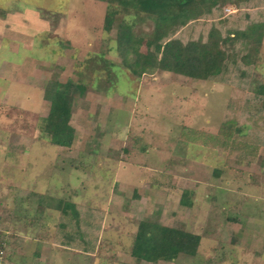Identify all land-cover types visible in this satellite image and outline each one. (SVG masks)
<instances>
[{
  "label": "rangeland",
  "instance_id": "374dc122",
  "mask_svg": "<svg viewBox=\"0 0 264 264\" xmlns=\"http://www.w3.org/2000/svg\"><path fill=\"white\" fill-rule=\"evenodd\" d=\"M106 9L98 0H0V234L10 238L9 263L264 264V119L248 159L237 160L231 142L204 147L226 117L263 109L255 94L264 44L249 90L159 72L138 79L122 65L116 30L104 31ZM238 14L223 8V18ZM152 28L148 20L136 28L144 52ZM51 79L87 87L76 94L71 148L51 142L56 106L43 99ZM185 191L192 207L181 203ZM39 195L93 213V253L56 243L60 213ZM140 221L201 235L197 256L133 259Z\"/></svg>",
  "mask_w": 264,
  "mask_h": 264
},
{
  "label": "trees",
  "instance_id": "16d2710c",
  "mask_svg": "<svg viewBox=\"0 0 264 264\" xmlns=\"http://www.w3.org/2000/svg\"><path fill=\"white\" fill-rule=\"evenodd\" d=\"M98 1L107 6L104 31L116 30L122 65L133 77L141 79L148 73H169L194 81L238 83L250 89L246 84L253 79L251 71L259 61L264 44V0ZM227 5L236 6L240 14L223 18V8ZM1 14L6 17L7 13L1 11ZM145 20L150 21L153 28L145 34L144 52L136 28ZM86 91L85 85L73 81L51 79L47 82L43 99L56 106L54 126L58 132L50 136L53 145L73 146L76 130L71 122L76 94ZM236 91L232 94L239 93ZM255 96L263 109L246 113L244 118L248 122L226 117L218 133L204 147L218 149V144L224 149L232 143L237 160H243L251 152L254 155L256 147L260 146L259 118L264 119V84H259ZM262 122L264 124V120ZM223 172L215 170L218 176ZM38 203L60 213L55 238L58 245L84 254L95 251L98 236L93 229L96 221L91 211L83 213L77 204L48 195H39ZM181 203L192 207L188 191L184 192ZM5 239L10 244L8 235ZM201 242V235L184 228L140 221L131 256L140 262H175L182 256L195 258Z\"/></svg>",
  "mask_w": 264,
  "mask_h": 264
},
{
  "label": "built area",
  "instance_id": "2783aa9c",
  "mask_svg": "<svg viewBox=\"0 0 264 264\" xmlns=\"http://www.w3.org/2000/svg\"><path fill=\"white\" fill-rule=\"evenodd\" d=\"M9 242L0 234V264H10L8 261L7 247Z\"/></svg>",
  "mask_w": 264,
  "mask_h": 264
},
{
  "label": "crops",
  "instance_id": "0c3cea01",
  "mask_svg": "<svg viewBox=\"0 0 264 264\" xmlns=\"http://www.w3.org/2000/svg\"><path fill=\"white\" fill-rule=\"evenodd\" d=\"M9 16H10V15H9ZM38 22H39V23H41L40 21H38ZM24 23H25V22H24ZM39 23H37L36 25H37V26H40V24H39ZM26 25H28V24H26ZM32 31H33V30H32ZM34 33H35V32L31 33V34H32V36H33V35H37V33H35V34H34ZM38 33H39V31H38Z\"/></svg>",
  "mask_w": 264,
  "mask_h": 264
}]
</instances>
